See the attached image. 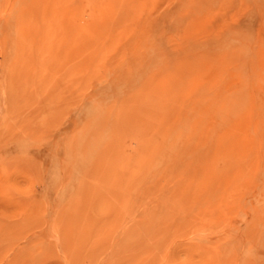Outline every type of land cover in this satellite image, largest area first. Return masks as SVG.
<instances>
[{
	"label": "rangeland",
	"instance_id": "1",
	"mask_svg": "<svg viewBox=\"0 0 264 264\" xmlns=\"http://www.w3.org/2000/svg\"><path fill=\"white\" fill-rule=\"evenodd\" d=\"M0 264H264V0H0Z\"/></svg>",
	"mask_w": 264,
	"mask_h": 264
}]
</instances>
